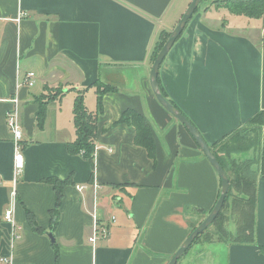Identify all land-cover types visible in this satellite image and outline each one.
Segmentation results:
<instances>
[{"label": "crops", "instance_id": "1", "mask_svg": "<svg viewBox=\"0 0 264 264\" xmlns=\"http://www.w3.org/2000/svg\"><path fill=\"white\" fill-rule=\"evenodd\" d=\"M191 1L0 0V255L12 251L13 264H168L205 219L220 177L187 127L158 101L150 80L159 33L172 31ZM30 71L33 86L24 82ZM97 80L113 89L104 95L93 166L68 145L77 137L75 98L84 91L87 109L96 113ZM159 80L217 147L264 112V15L214 6L197 12L165 57ZM16 93L25 156L17 177L7 123ZM127 109L151 126L154 158L136 143L135 126L119 123ZM252 149L255 156L239 160L250 159L259 175L262 148ZM51 178L66 182L54 227ZM8 208L15 226L5 217ZM95 212L109 233L93 242ZM255 218L254 242L202 239L177 264H264L261 175ZM230 231L235 235L237 225Z\"/></svg>", "mask_w": 264, "mask_h": 264}, {"label": "trees", "instance_id": "2", "mask_svg": "<svg viewBox=\"0 0 264 264\" xmlns=\"http://www.w3.org/2000/svg\"><path fill=\"white\" fill-rule=\"evenodd\" d=\"M214 3L216 4V8H225L230 13L236 15H244L250 18H261L264 15V0H214ZM170 34L171 31L166 30H162L159 33V36L155 41L151 52L152 62H154V60L156 59L159 51L162 49ZM94 85L97 86L96 113L90 112L87 109L84 101V91H80L74 102V123L76 127L77 137L75 141L69 143L68 145L70 152L81 154L86 159L90 160L93 166L95 157V143L98 131V119L99 115L104 111V95L107 91L113 89V86L105 84V82H101L100 80H97ZM103 86L104 88H102ZM160 87L167 99H169L177 108H179L172 99L168 98L163 86L160 85ZM45 110V105L41 104L40 110L37 113L39 125H42L44 122ZM119 123H125L135 126L136 143L146 147L149 155L153 158L155 157L156 147L152 128L141 113L137 112L134 109H127L122 113L119 119ZM263 127L264 112H261L249 120V122L247 123V128L243 130H236L225 140L219 142V145L217 144V147L216 145L211 147L215 156L218 158L229 175L230 190L218 217L214 220L212 225H210L202 234H200L196 238L194 243L202 239H206L209 241L226 239L231 241L233 240L239 243H251L255 241V210L258 201V177L259 175L264 176V144L262 136ZM257 134L260 135V137H257ZM228 143H231V146L227 147L226 145H228ZM236 144L237 146L235 147ZM224 145L227 148H224ZM238 145L242 152L252 148H262L259 159V175L254 174L250 159H234V161L230 162L229 165V160L225 156L222 157L217 151V149L220 148L222 152L230 153V151L232 152L233 149H239ZM92 175L94 176V174ZM51 181L54 184L57 193L55 207L51 210V227H54L59 218L62 200V188L64 183L66 182L54 178H51ZM220 182L222 187L221 179ZM233 216H235L234 218H236L237 222V232L235 235H233L227 227L228 223L231 221V219H233ZM27 217L31 224L35 225L34 215L28 209ZM198 224L194 225L191 228V231L194 230ZM189 249L185 253H187Z\"/></svg>", "mask_w": 264, "mask_h": 264}, {"label": "water", "instance_id": "3", "mask_svg": "<svg viewBox=\"0 0 264 264\" xmlns=\"http://www.w3.org/2000/svg\"><path fill=\"white\" fill-rule=\"evenodd\" d=\"M202 0H192L185 12L182 14L181 18L177 22L176 26L171 31V34L165 44L163 45L162 49L159 51L156 59L153 62L150 80L151 85L154 91V94L158 101L171 113L173 114L181 123H183L190 133L193 135L194 139L202 149L203 153L206 155L212 166L217 171L221 181L222 187L220 195L210 210L208 215L205 217L203 221H201L197 227L190 232L181 246L177 249L175 254L171 257L168 264H177L179 259L185 254V252L192 246L196 238L202 234L218 217L220 211L222 210L228 192L230 190V179L227 171L220 163L218 158L215 156L214 152L211 149V146L207 143L204 139L202 134L199 132L197 127L189 120V118L179 109L177 108L167 97L163 94L160 83H159V72L160 67L167 56L168 52L171 50L174 43L177 39L181 36L182 32L184 31L187 23L192 18L193 14L198 9Z\"/></svg>", "mask_w": 264, "mask_h": 264}, {"label": "built area", "instance_id": "4", "mask_svg": "<svg viewBox=\"0 0 264 264\" xmlns=\"http://www.w3.org/2000/svg\"><path fill=\"white\" fill-rule=\"evenodd\" d=\"M36 73L33 71H30L27 73L24 82L28 86H33L35 83ZM23 84L18 83L17 84V91L21 88ZM12 102L14 103V106L11 110L7 112V123L8 126L13 134V142H14V168H15V177L18 176V174L22 171L25 164V156L23 152V128L20 120V99L18 96V93H16L15 97L12 99ZM96 148V147H95ZM95 188L98 187V183L95 182ZM85 186L78 185L77 188L79 190H82ZM15 194V191H14ZM5 217L8 221L12 222L13 226H15V221L13 218V209L8 208L5 212ZM94 231L92 236L90 237L91 241H95L97 236L102 235L105 236L109 233V227L107 224L102 223V221L99 218V215L97 212L94 213ZM13 234L16 236L15 230H13ZM13 243L11 245V249H13ZM0 264H13V252L7 254L0 255Z\"/></svg>", "mask_w": 264, "mask_h": 264}, {"label": "rangeland", "instance_id": "5", "mask_svg": "<svg viewBox=\"0 0 264 264\" xmlns=\"http://www.w3.org/2000/svg\"><path fill=\"white\" fill-rule=\"evenodd\" d=\"M210 7V6H214L216 8V4L214 3L213 0H202L199 7H198V10L193 14V16L197 13V12H202L206 7ZM192 16V17H193ZM260 134V133H259ZM264 134H262L263 136ZM257 137H260V135H256ZM227 147L231 146V143L228 145H226ZM225 145L223 146L224 148H227ZM237 146V144L235 145V147ZM239 147V145H238ZM217 149V148H216ZM218 153L223 157L225 156L229 161V165H230V162H233L234 159L235 160H238L239 157L241 159H244V158H247L249 156H255L256 155V150L252 149L250 150V152H242V150H240V147L239 149H233L232 152L230 151V153H224L221 151V149H217ZM234 166V165H233ZM227 227L229 228V230L231 229L232 231H235V228H236V225L234 224V222H229Z\"/></svg>", "mask_w": 264, "mask_h": 264}]
</instances>
